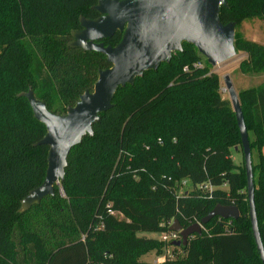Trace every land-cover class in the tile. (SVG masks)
Segmentation results:
<instances>
[{"label": "trees", "instance_id": "obj_1", "mask_svg": "<svg viewBox=\"0 0 264 264\" xmlns=\"http://www.w3.org/2000/svg\"><path fill=\"white\" fill-rule=\"evenodd\" d=\"M227 1L224 24L264 17V0ZM97 2L0 0V71L12 68L29 79L17 95L27 109L23 101L0 97V264H263L249 217L246 169L233 159L237 147L242 152L236 114L221 98L207 58L188 43L170 62L118 90L94 134L71 150L55 194L21 211L22 200L44 182L49 146L37 145L47 129L20 94L32 88L50 111L64 113L92 90L85 79L112 65L105 55L69 43L82 16H100ZM122 36L118 31L104 43L116 46ZM235 41L237 52L247 54L240 71L264 72V45ZM90 55L101 59L84 65L80 57ZM197 60L206 67L184 71ZM238 94L248 132L256 135L252 153L255 147L259 152L253 169L264 242V86ZM183 179L192 186L181 189ZM204 183L215 188L199 189ZM218 204L235 205L240 216L215 217L186 246L172 245L181 255L142 258L170 243L138 231H166L174 220L190 226Z\"/></svg>", "mask_w": 264, "mask_h": 264}, {"label": "water", "instance_id": "obj_2", "mask_svg": "<svg viewBox=\"0 0 264 264\" xmlns=\"http://www.w3.org/2000/svg\"><path fill=\"white\" fill-rule=\"evenodd\" d=\"M227 0H98L93 8L99 12L96 19L80 18L81 29L72 32L69 46L105 55L112 65L99 70L93 90L87 89L74 106L64 113L48 109L36 98L32 88L20 95L28 99L34 116L47 132L37 145L49 146L48 168L44 182L32 189L22 200L21 211L55 194V186L65 178L71 150L87 135H93V126L101 113L112 107L121 87L132 85L146 71L157 70L183 50L184 43L194 45L214 67L237 58L236 22L224 24L221 20ZM118 31L123 33L116 45H105ZM241 133L242 153L247 177V196L252 231L264 264V242L256 209L253 153L239 94L229 74L223 77ZM239 147L236 148V151ZM240 211L235 205L218 204L200 222L182 226L174 220L170 229L182 238L173 245L186 246L190 235L202 233L203 226L213 218L237 219Z\"/></svg>", "mask_w": 264, "mask_h": 264}, {"label": "rangeland", "instance_id": "obj_3", "mask_svg": "<svg viewBox=\"0 0 264 264\" xmlns=\"http://www.w3.org/2000/svg\"><path fill=\"white\" fill-rule=\"evenodd\" d=\"M263 24L264 25V17H254L250 19L244 20L239 26L236 28V39L241 38V37H246L249 40H253L259 43L264 42V26L263 28L260 29L258 24ZM247 58V54L243 52L238 51V56L235 60L230 61L229 63L216 66L214 67L211 65L212 69L215 70V73L217 74L219 78V87L218 91L220 92L221 98L222 99H227L230 101L229 94L226 91H224L225 84L223 77L226 74H229L234 81L235 88L238 93L242 92L245 90V88L248 87H253L256 86L257 83H252V79L256 76L254 75H239L240 71V65L243 63V61ZM101 59L100 57H95V56H84L80 57V60L84 63V65H88L92 63L95 60ZM241 72V71H240ZM247 74V73H245ZM97 74L94 73V75L89 76L88 79H85V85L87 84L90 86L93 90L94 85L97 81ZM23 82H28L29 79L18 75L15 71L12 70V68L5 67L3 70L1 69L0 71V97L2 101H7L6 99L8 98V101H23L21 105L27 109L28 105L25 102L26 100L24 99H17V95L21 91V83ZM35 90L37 91L38 88L34 87ZM26 89L25 91H27ZM231 102V101H230ZM53 105L59 109L63 110L61 103L58 100H55L53 102ZM233 107V106H232ZM30 115V112H29ZM249 115V114H248ZM249 136L251 141H254L256 138V135L253 130L249 131ZM242 153V152H241ZM240 153V154H241ZM234 154H238L234 152ZM258 157H259V152L257 147L253 148V163L254 166L258 163ZM234 160L237 164L244 166V160H243V155L241 154L239 158H235ZM192 186V185H190ZM60 190L63 193V187L60 186ZM138 235L141 236H146V237H156L160 238L161 232L158 231H138ZM165 250L169 251V255L171 256L172 254L174 255L176 252V255H181L182 250L180 248L174 249L172 245L170 246H165L162 250V252H157L156 250H152L149 252H146L142 255L143 259L149 260V261H160L163 260V256L165 255Z\"/></svg>", "mask_w": 264, "mask_h": 264}, {"label": "built area", "instance_id": "obj_4", "mask_svg": "<svg viewBox=\"0 0 264 264\" xmlns=\"http://www.w3.org/2000/svg\"><path fill=\"white\" fill-rule=\"evenodd\" d=\"M206 67V63L204 60H197L194 63H192V65H186L184 67V71L188 72L190 70H202ZM211 73H215V70H211ZM224 91H226V88H224ZM191 183L188 179H183L180 182V187L181 189H186L188 186H190ZM226 187V185H224ZM198 188L205 191H211L213 190L215 187L212 186L210 183H204V184H199ZM181 233L177 230H173V229H168L166 231H162L161 232V236L159 239H161L162 241L166 242V243H170V245H173L172 242L181 239ZM168 245V246H170ZM174 255L172 254L171 256L169 255V251L165 250V255L163 256V260H165L167 257H173ZM160 260V261H163Z\"/></svg>", "mask_w": 264, "mask_h": 264}, {"label": "crops", "instance_id": "obj_5", "mask_svg": "<svg viewBox=\"0 0 264 264\" xmlns=\"http://www.w3.org/2000/svg\"><path fill=\"white\" fill-rule=\"evenodd\" d=\"M259 25V27H260V29L261 28H263V24L261 25L260 23L258 24ZM244 38H246V37H244ZM247 39V38H246ZM253 41V40H252ZM256 42V41H255ZM257 43H259V42H257ZM259 44H261V45H264V42L263 43H259ZM239 75H254V76H256V77H254L253 79H252V83H257L256 84V86H253V87H248V88H245V89H249V88H258V87H263L264 86V72H261V73H247V74H245V73H243V72H240L239 71ZM232 78V77H231ZM232 81H233V78H232ZM233 83H234V81H233ZM235 152L236 153H238V154H233V159L234 160H236L235 158H239L240 157V155L242 154L241 153V151L239 150V151H236L235 150ZM262 152L264 153V147L262 148ZM241 153V154H240ZM243 155V154H242Z\"/></svg>", "mask_w": 264, "mask_h": 264}]
</instances>
